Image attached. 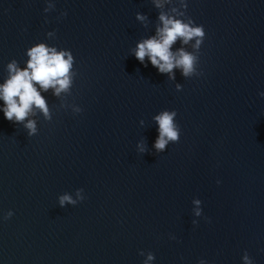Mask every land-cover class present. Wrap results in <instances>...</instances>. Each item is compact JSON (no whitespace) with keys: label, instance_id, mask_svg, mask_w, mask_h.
<instances>
[{"label":"water","instance_id":"95a60500","mask_svg":"<svg viewBox=\"0 0 264 264\" xmlns=\"http://www.w3.org/2000/svg\"><path fill=\"white\" fill-rule=\"evenodd\" d=\"M161 2L0 0V85L38 43L73 55L67 92L35 85L50 118L8 121L0 99V264H264V0H185L205 31L171 47L198 57L189 77L135 58L185 12ZM163 111L180 138L158 152Z\"/></svg>","mask_w":264,"mask_h":264},{"label":"clouds","instance_id":"9594fccd","mask_svg":"<svg viewBox=\"0 0 264 264\" xmlns=\"http://www.w3.org/2000/svg\"><path fill=\"white\" fill-rule=\"evenodd\" d=\"M153 2L157 8L163 7L161 0H153ZM54 7V5H49L44 11L48 12L50 8ZM181 7L185 9V12H180L176 8L171 9L178 18L164 12L160 13L159 20L162 27L157 28L155 36L144 39L137 44L135 58L143 63L147 56L151 64L160 73H172L174 68H180L182 74L189 77L199 74L197 72L198 57L183 48L174 53L171 51V47L178 39L185 45L195 39L193 48L199 49L204 40L205 31L202 25H196L191 18L188 22L184 21L183 17L186 15L188 7L185 0H181ZM66 14L62 13V15ZM136 19L145 20L146 17L137 13ZM48 35L51 36L53 33H48ZM27 56L29 60L27 67L23 70L17 66L16 60L7 65L9 78L0 85V99L4 101L3 112L8 121L24 122L29 114L33 112L34 106L40 109L46 118H50L46 100L35 85L38 84L45 91L53 88L55 90L54 94L59 96L61 92H67L72 84L70 70L73 65V55L70 51H58L56 47L38 43L27 50ZM179 87L177 85V88ZM260 95L264 97V92H261ZM77 111H80V109H77ZM176 115V111H163L154 118L159 125V136L154 145L158 152L165 150L170 141L179 142L180 127L174 123ZM25 127L29 130V136L36 134L37 129L34 121L28 120ZM140 151L143 152L145 149L141 147ZM66 202L76 204V201L68 195L60 197L61 207ZM195 203L199 204L200 201L197 200ZM12 215L13 213L9 211L4 219L10 218ZM196 215H200L199 210H197ZM196 223L197 221H193V224ZM140 255H143V252ZM152 260H154V255L150 252L144 264H148V261ZM243 260L244 264H253L247 253L244 254ZM199 264H204V262L200 261Z\"/></svg>","mask_w":264,"mask_h":264}]
</instances>
